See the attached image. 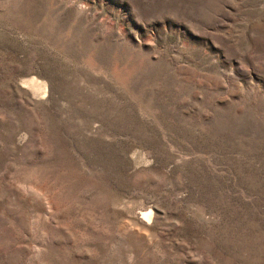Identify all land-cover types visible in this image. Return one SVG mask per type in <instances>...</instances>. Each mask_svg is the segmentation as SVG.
<instances>
[{
    "label": "rangeland",
    "instance_id": "obj_1",
    "mask_svg": "<svg viewBox=\"0 0 264 264\" xmlns=\"http://www.w3.org/2000/svg\"><path fill=\"white\" fill-rule=\"evenodd\" d=\"M0 264H264V0H0Z\"/></svg>",
    "mask_w": 264,
    "mask_h": 264
},
{
    "label": "bare ground",
    "instance_id": "obj_2",
    "mask_svg": "<svg viewBox=\"0 0 264 264\" xmlns=\"http://www.w3.org/2000/svg\"><path fill=\"white\" fill-rule=\"evenodd\" d=\"M144 214L145 215H150V212L149 211H144ZM149 218H151V217L149 216Z\"/></svg>",
    "mask_w": 264,
    "mask_h": 264
}]
</instances>
